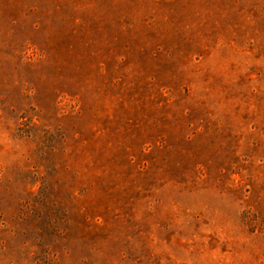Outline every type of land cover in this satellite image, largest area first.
Instances as JSON below:
<instances>
[{"label": "rangeland", "instance_id": "obj_1", "mask_svg": "<svg viewBox=\"0 0 264 264\" xmlns=\"http://www.w3.org/2000/svg\"><path fill=\"white\" fill-rule=\"evenodd\" d=\"M0 264H264V0H0Z\"/></svg>", "mask_w": 264, "mask_h": 264}]
</instances>
